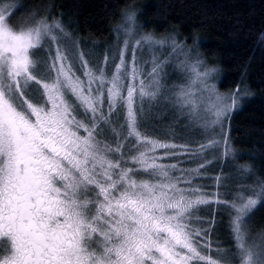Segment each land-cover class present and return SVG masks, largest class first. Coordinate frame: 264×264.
Listing matches in <instances>:
<instances>
[{
	"label": "snow or ice",
	"instance_id": "6c2138e0",
	"mask_svg": "<svg viewBox=\"0 0 264 264\" xmlns=\"http://www.w3.org/2000/svg\"><path fill=\"white\" fill-rule=\"evenodd\" d=\"M138 27L124 13L116 47L93 58L51 13L0 0V264H264V172L208 176L237 159L225 122L250 91L221 94L195 37L121 45ZM172 57L184 82L169 86Z\"/></svg>",
	"mask_w": 264,
	"mask_h": 264
},
{
	"label": "trees",
	"instance_id": "16d2710c",
	"mask_svg": "<svg viewBox=\"0 0 264 264\" xmlns=\"http://www.w3.org/2000/svg\"><path fill=\"white\" fill-rule=\"evenodd\" d=\"M20 2L26 8L39 9L42 14L49 12L62 20L69 33L84 43L101 45L111 41L113 29L121 23L124 13L129 10H136L141 28L146 33H154L157 38L167 35H174L180 40L187 38L191 46L195 37L196 51L209 67H215L219 71L218 91L226 95L239 87L240 90L247 88L251 93V96L241 99L240 108L231 115L230 121L225 122V131L230 137L237 159L233 161L229 157L228 160L217 161L209 169L208 176L234 178V169L238 165H251L258 170V174L264 172V43L260 41L261 33H264V0ZM148 122L149 130L157 127L168 130L167 125L171 124L177 138L194 141L202 139L200 130L190 132L186 124H176L171 119L163 125L153 124L150 119ZM177 142L183 141L177 139ZM215 155L218 156L219 153ZM200 183L211 185L212 180L206 179ZM254 220L258 228L264 226V208L257 210ZM218 236L223 248L233 247L226 231L221 229Z\"/></svg>",
	"mask_w": 264,
	"mask_h": 264
},
{
	"label": "rangeland",
	"instance_id": "374dc122",
	"mask_svg": "<svg viewBox=\"0 0 264 264\" xmlns=\"http://www.w3.org/2000/svg\"><path fill=\"white\" fill-rule=\"evenodd\" d=\"M47 13H49V12H47ZM54 18H56V17H54ZM56 19H58V18H56ZM138 25H139V27H138L137 31L133 35L128 36V37L124 36L123 33L120 35L119 42H120L121 45L123 44V41L125 39H128L130 45L131 44H134L135 41L140 38V35L141 34L146 33L141 28L139 22H138ZM65 29L69 33V30L66 27H65ZM69 34L71 35V38L72 39L80 40L79 38H77L76 36H74L72 33H69ZM116 45H117V36H116V34L114 32L113 33V36L111 38V41H109V42L103 43L101 45H100V43L99 44H97V43H91V44H89V42H87V43H84L83 42L82 47H83V50L86 53H90V55L94 58L96 56H99L101 53L105 52L108 49H114L116 47ZM169 52H170V49L167 48V47H165L164 49L157 50L155 52V55L158 56V57L163 58V57L168 56L169 55ZM151 58H152V53L149 52L148 50H145L143 52V54H142V59L143 60H151ZM175 64H176V58L175 57H172V59L170 61V65L171 66H167L166 69H165L166 72H167L166 80H167V83L170 84V85H172V84H179V83H183L184 82V78H183L184 74H182L180 72V70L175 67ZM207 67L208 68H212V67H209L208 65H207ZM174 76H175V78H178V80L175 79ZM219 82H220V80H219V71H216L215 73L212 74V77L210 79V83L215 84L216 87H217V89H218L219 88ZM243 90H241V91H243ZM242 98H245V97H242ZM193 126L194 125H187V127H189L188 131H190V130L191 131L198 130L195 126L194 127ZM190 132L188 133V135H190ZM188 165H190L189 167H193L194 166L192 164H185L183 166L184 167H187Z\"/></svg>",
	"mask_w": 264,
	"mask_h": 264
}]
</instances>
